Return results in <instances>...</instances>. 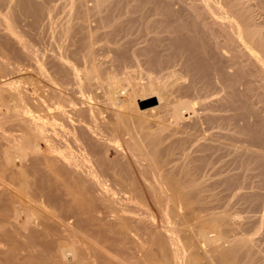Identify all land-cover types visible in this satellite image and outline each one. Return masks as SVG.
I'll use <instances>...</instances> for the list:
<instances>
[{"label": "bare ground", "instance_id": "1", "mask_svg": "<svg viewBox=\"0 0 264 264\" xmlns=\"http://www.w3.org/2000/svg\"><path fill=\"white\" fill-rule=\"evenodd\" d=\"M87 1L91 5L63 0V17L54 21L48 0H0V264H113L116 252L114 264H264L253 237L264 214L251 223L208 204L219 194L244 201L264 196V150L246 147L233 159L212 158L216 134L204 137L200 131L217 116L211 114L214 105L202 101L217 87H191L205 69L215 81L221 26L231 47H244L248 64L237 66H254L264 78V38L248 8L240 0H223L238 20L219 12L226 22L201 23L214 43L212 61L194 56L200 37L180 22L166 38L146 23L142 31L152 36L145 45L131 50L128 61L117 52L107 64L89 50V35L95 40L103 24L90 28L85 16L99 20L108 0ZM201 2L213 12L220 8L216 0ZM73 29L83 32L80 44ZM170 60L179 68L164 73L170 81L163 85L152 69ZM128 63L133 70L125 69ZM140 64L147 75L141 88H133ZM28 69L41 79L26 81ZM174 84L177 92L193 95L166 96ZM148 99L153 103L139 106ZM242 129L250 140L258 137L255 129ZM192 131L197 134L189 143L175 137ZM212 177L217 179L205 185ZM84 233L119 248L102 243L98 250L87 238L85 249Z\"/></svg>", "mask_w": 264, "mask_h": 264}, {"label": "rangeland", "instance_id": "2", "mask_svg": "<svg viewBox=\"0 0 264 264\" xmlns=\"http://www.w3.org/2000/svg\"><path fill=\"white\" fill-rule=\"evenodd\" d=\"M216 1L220 3V8L216 10V12H213L215 9L211 11L204 9L201 0H108L106 1L107 4H105L106 2L104 3L105 5H107L106 9H103V11L99 14L100 15L99 20L98 18L95 17L91 18L89 16L90 15L89 13H86L87 15L84 13L83 15L77 14L76 16L82 18L84 15H86L85 16V19L87 20L86 23L90 28L91 26L92 27L97 26V22L98 24L99 22L103 24V27L100 29L102 34L96 35L95 40H93L92 38L93 35H89V39H90L89 50L90 52L95 51L96 54L99 55L98 58L104 59L105 61H107V64L110 63V61L114 58L115 53L117 52L121 60L123 57H125L123 59L128 61L127 58L129 59L131 50L136 48L138 49L139 47L145 45V42L148 39H150V37L152 36V33L146 35L142 31L146 23H149V25L152 24L153 31L156 33L159 32L160 36L166 38L169 37L168 31L172 27L179 24L180 22L183 24L186 23L191 28L192 33H196L200 37V41L199 39H197L195 40L194 43L195 44V47L193 49L194 56L199 60L200 59L206 60V58H209V60L212 61L213 60L212 57L215 54L213 48L214 43L211 42V36L204 31L203 29L204 27L201 26V23L202 22L209 23L212 22L213 19H217L222 22H226L227 20H232V19L236 21L238 20L235 13H229L228 11L229 7L226 5L225 1L223 0H216ZM48 2L50 3V5L55 7V11H57V12L54 11L51 17L53 16L52 18L53 19L55 18L54 21L61 20V18L63 17V12L60 13V8L63 4V0H48ZM83 2L85 3L86 6H89L92 3V1L88 2L87 0H83ZM240 2L245 8H248L251 21L259 26L264 38V0H240ZM76 4H78V2H76ZM55 5L57 6V8L59 7L58 8L59 10L56 8ZM219 12H221L220 14H223L224 12H228L229 17L227 18V20L220 18L222 16H220V14L218 16ZM102 18L104 21L105 20L106 21L104 22ZM112 20L115 22V24L113 23ZM75 21H76L75 18L71 19L72 24L75 23ZM107 22L110 24H108ZM105 23L107 24V27ZM239 29L241 31L240 35H242L244 38L243 28L240 24H239ZM80 31H75V29L72 30L73 33L72 35H74L75 33L74 39L75 40L77 39L78 44H80L79 40L83 34L82 30ZM89 34H92V32L90 31ZM216 36L217 37L215 40L219 43L218 45L220 47L219 49L220 51L218 52V57H217L219 61H215L216 63L214 64L216 67V70H214L216 71L215 81L212 78L213 72H211V70L205 69L202 72H200L201 78L199 79V81L192 82L191 87L193 89H199L198 87H200L204 90H210V91L213 89L214 86L217 87L216 92H214L213 94H211L209 97L205 98L202 101L204 103L207 104L211 103L214 105L215 110L211 112V114L216 115L217 118H214L212 123L211 122H209V124L208 122L207 124L205 123L201 128V131L204 130V132L200 131L201 135L200 133L199 135L204 137H209L211 133H215L216 136L214 143L217 145L218 151L215 152V154H213V156L211 157L215 159L214 156L216 154H217L216 156L222 155L220 161H225L230 158L233 159L235 156H241L243 150L246 147H249L255 151L264 150V78L258 74L254 66L252 67L248 66L246 70L244 68H241V66H237V64L239 63L248 64L247 55H244L243 53L244 52L243 46L241 47L237 44H235L234 47L230 46V43L228 41V29H226L223 26H221V28H217ZM68 41L69 40L65 41V43H67ZM30 42L33 43L36 47L38 48L40 47L39 41L36 40L35 38L30 37ZM48 42L49 41L47 39L44 40V43H48ZM78 44L76 45L78 46ZM246 44L249 45L248 42H246ZM120 45L121 47L117 51V46ZM174 56H175L174 60L176 59L179 60L180 57H178L177 54ZM234 57L236 58L235 62L231 61ZM210 61L208 64H210ZM164 62L165 61H163L162 63L163 66L154 65L152 71H154L153 74L156 75L159 73L157 76L159 77L162 76L161 78H158L159 80L162 79V81L160 80L161 81L160 83L166 85L169 83L170 80L166 79L165 76L166 74L164 73H169L170 71H173V69L177 67L179 68V65L174 64L175 67L174 65H171L173 64L172 60H170L167 63ZM132 66H133L132 64L128 63L126 64L125 69L133 70L134 67ZM145 66L146 65L140 64L138 68L139 70L133 75L131 81V87L134 88L135 86L136 88V86H138V88H141L139 87V85L140 84L143 85V81H144L143 78H145L147 75V72L144 70V68H146L147 66L146 67ZM238 68L245 71H243V73L241 71L239 72L237 70ZM156 69L159 71H157ZM27 72L28 73L26 74H28L29 76L26 75L27 76L26 81L31 80L32 82H37V80L41 79L35 71L28 69ZM229 78H231L233 81V83H231V87L228 86V84H230V82L228 81ZM234 80L236 81L234 82ZM177 86L178 84H174L172 86V91L168 90L166 96L173 99H177L180 97L187 98L193 95V91L177 92L176 91ZM242 128H246V129L250 128L251 130L255 129L253 131L249 129V131L254 133V135H256V133L258 132L259 133V134L257 133L258 137H256V139L254 138L253 140H250L243 133H241L244 130ZM194 134L197 133L195 131H192L187 135L178 134L175 137L182 136L189 143L194 139ZM196 142H197L196 140L192 142L191 148L194 147V144H196ZM111 154L114 153L112 152ZM216 164H218V162ZM214 179L217 178L212 177L208 180H205L204 184L210 185L212 184ZM219 196L220 198L216 196L218 197L217 198L218 200L216 199V197H214L213 200L211 199L212 202L210 203L211 200H209L208 203L210 206L213 207L210 208H212V210L215 212L216 210H218L217 212H219L222 209H226V210L228 209L227 211L232 214L233 219L240 221L246 220L248 222L251 221V223L252 221L256 222V217L260 218V216L264 214V204H263L264 196L251 195L252 197L250 196L245 201L241 199L237 200V198L233 196L232 197L223 196L224 198L222 197L221 194H219ZM195 208L197 209L196 206ZM207 208H209V206ZM152 212L153 215L155 216V219L159 220L158 217L159 213L155 210L154 207H152ZM250 218H252L253 220ZM259 218L257 220H259ZM191 226L192 225H190V227L188 226V229L190 228L189 230L192 229ZM261 228H260L261 230H258L257 233L253 235L258 245V248L256 249L260 250V253L257 254V258L259 259L262 258L264 253V225ZM87 235L88 234H85V237L83 238L79 236L81 239H83L81 241L82 243L78 242L81 243V245L83 244V241L85 239V242L83 244L84 248L86 244L87 245L89 244L90 246L92 242L94 243L96 241L94 240V238H90L89 236L87 237ZM108 235L110 236V233H108ZM109 236H107V238ZM97 240L98 241H96L94 247L95 248L97 247L98 250H99L98 247H100L102 243L104 244L103 246H106V249L109 248L110 250L111 249L118 250L119 248L118 247L119 245H117L118 243L116 244V242L112 243L109 241L110 243L109 244L107 241L99 242V239ZM86 241L89 243H86ZM103 246L101 248H103ZM85 249H87V246ZM110 250H105V252ZM101 252L105 253L103 250ZM115 256L116 259L120 258V254L118 258V252L115 253ZM114 257L112 258L111 256L113 261L118 262V260L114 259ZM113 261L111 262L114 264ZM203 261L204 260L201 261V264H203L202 263ZM204 264H206V261H204Z\"/></svg>", "mask_w": 264, "mask_h": 264}, {"label": "water", "instance_id": "3", "mask_svg": "<svg viewBox=\"0 0 264 264\" xmlns=\"http://www.w3.org/2000/svg\"><path fill=\"white\" fill-rule=\"evenodd\" d=\"M153 103V101L151 100V99H148V100H144V101H141V102H139V106L140 107H143V106H148L147 104H152Z\"/></svg>", "mask_w": 264, "mask_h": 264}]
</instances>
